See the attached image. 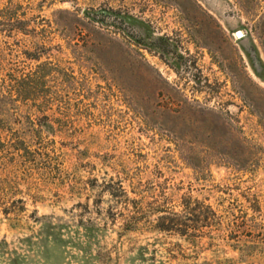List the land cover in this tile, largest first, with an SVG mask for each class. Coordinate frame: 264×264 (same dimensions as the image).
I'll list each match as a JSON object with an SVG mask.
<instances>
[{"label": "rangeland", "instance_id": "1", "mask_svg": "<svg viewBox=\"0 0 264 264\" xmlns=\"http://www.w3.org/2000/svg\"><path fill=\"white\" fill-rule=\"evenodd\" d=\"M0 264H264V0H0Z\"/></svg>", "mask_w": 264, "mask_h": 264}, {"label": "trees", "instance_id": "2", "mask_svg": "<svg viewBox=\"0 0 264 264\" xmlns=\"http://www.w3.org/2000/svg\"><path fill=\"white\" fill-rule=\"evenodd\" d=\"M90 20L97 22L95 16H91L89 18ZM122 192L126 196L123 188H121ZM128 201L127 196L125 197ZM199 201L196 200L195 203L192 205L190 201H185L182 203V215L181 213L178 214L176 212L172 213H162L160 216H158V229L163 230V231H177L181 235H192L195 236L194 234L189 232L191 225L188 224V221H192L191 216H196L199 217V214L196 215L195 211L199 208ZM183 216L184 219H180V217ZM188 220V221H187ZM197 221V220H196ZM133 222L129 223V227L132 226Z\"/></svg>", "mask_w": 264, "mask_h": 264}, {"label": "water", "instance_id": "3", "mask_svg": "<svg viewBox=\"0 0 264 264\" xmlns=\"http://www.w3.org/2000/svg\"><path fill=\"white\" fill-rule=\"evenodd\" d=\"M237 35L239 36V35H241V33H237Z\"/></svg>", "mask_w": 264, "mask_h": 264}]
</instances>
